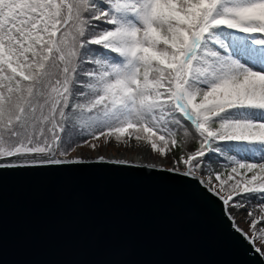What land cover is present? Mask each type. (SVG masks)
<instances>
[{"label": "snow or ice", "instance_id": "obj_1", "mask_svg": "<svg viewBox=\"0 0 264 264\" xmlns=\"http://www.w3.org/2000/svg\"><path fill=\"white\" fill-rule=\"evenodd\" d=\"M79 170L185 188L264 264V0H0V180Z\"/></svg>", "mask_w": 264, "mask_h": 264}, {"label": "water", "instance_id": "obj_2", "mask_svg": "<svg viewBox=\"0 0 264 264\" xmlns=\"http://www.w3.org/2000/svg\"><path fill=\"white\" fill-rule=\"evenodd\" d=\"M185 188L112 170L5 175L0 264H246Z\"/></svg>", "mask_w": 264, "mask_h": 264}, {"label": "rangeland", "instance_id": "obj_3", "mask_svg": "<svg viewBox=\"0 0 264 264\" xmlns=\"http://www.w3.org/2000/svg\"><path fill=\"white\" fill-rule=\"evenodd\" d=\"M242 226H245V225H242Z\"/></svg>", "mask_w": 264, "mask_h": 264}]
</instances>
